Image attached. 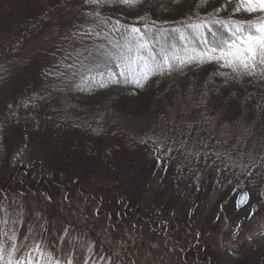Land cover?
<instances>
[{"label":"rangeland","instance_id":"obj_1","mask_svg":"<svg viewBox=\"0 0 264 264\" xmlns=\"http://www.w3.org/2000/svg\"><path fill=\"white\" fill-rule=\"evenodd\" d=\"M59 1L7 6L0 46L17 35L20 19ZM93 7L66 0L49 29L26 42L11 72L0 74V219L6 210L20 221L18 244L42 242L65 264H264L262 183L244 190L243 179L214 160L177 161L163 143L166 121L155 113L73 108L95 103L106 88L80 92L46 75L82 46L72 34L93 23ZM64 100L76 103L62 111ZM193 120L176 124L185 142ZM260 132L263 139L250 145L257 155ZM242 192L249 199L237 210Z\"/></svg>","mask_w":264,"mask_h":264},{"label":"trees","instance_id":"obj_2","mask_svg":"<svg viewBox=\"0 0 264 264\" xmlns=\"http://www.w3.org/2000/svg\"><path fill=\"white\" fill-rule=\"evenodd\" d=\"M15 1L0 0V15L7 12V6ZM65 1L60 0L49 8H43L38 16L30 15L19 20L17 35L0 46V74L11 72L26 42L49 29L52 16L61 12ZM158 4L157 0H144L140 7L132 11L119 7L101 12L113 22L118 19L121 24L141 28L147 19L154 34L157 29L164 30L163 37L156 35L154 38L157 47L172 43L180 45L181 41L172 30L183 27L197 15L209 16L224 4V0H206L202 6L200 0ZM219 17L241 21L256 18L243 13L234 14L231 6L221 10ZM213 28L222 31L219 26ZM73 38L78 40L75 36ZM208 38L211 39L210 34ZM92 42L84 41L86 44ZM224 71L227 70L211 63L192 66L164 76H155L143 89H136L131 84L110 86L93 104L81 106L64 100L60 110L69 109L71 105H74L73 108L88 109L94 105L104 107L109 104L117 112L130 115L153 112L163 122L166 121V140L163 143L176 150L175 160L198 165L214 160L219 167L225 166L227 174H232L234 179L242 178L243 189L251 191L260 187L261 183L264 185V149L257 155L250 148L252 139L256 138L254 142L263 139L260 131L264 129V80L247 76L226 80L219 74ZM189 119H194L189 123L192 127L187 128L191 138L185 142L179 133L181 128L176 124L188 123ZM229 156L232 160L228 159ZM232 161L246 164L247 168L238 167ZM248 171L253 175H247Z\"/></svg>","mask_w":264,"mask_h":264},{"label":"snow or ice","instance_id":"obj_3","mask_svg":"<svg viewBox=\"0 0 264 264\" xmlns=\"http://www.w3.org/2000/svg\"><path fill=\"white\" fill-rule=\"evenodd\" d=\"M93 10L86 29L73 33L82 47L66 51L54 72L65 86H74L80 92H92L110 86L133 85L143 89L155 76H164L205 63L215 64L227 71L219 73L225 79L252 77L264 80V0H224V4L207 17L197 15L183 27L174 28L180 45L154 44L156 35L163 37L164 30L152 27L145 19L143 28L115 22L98 11L115 5L129 11L140 7L144 0H85ZM178 3L179 0H174ZM206 0H200L202 6ZM229 5L232 12L255 15L251 20L220 18L219 13ZM154 26V25H153ZM219 26L222 31L214 30ZM211 36V39L208 36ZM85 40L93 41L91 44ZM96 41H99L98 43ZM74 53V54H73ZM159 144V142H158ZM229 160L232 158L229 156ZM236 164V161H232ZM247 168L246 164H236ZM247 175L252 176L251 171ZM247 193L241 195L246 202ZM0 219V264H65L42 242L27 247L18 244L19 220L10 218L6 210ZM27 239V238H25ZM66 264H73L69 259Z\"/></svg>","mask_w":264,"mask_h":264},{"label":"water","instance_id":"obj_4","mask_svg":"<svg viewBox=\"0 0 264 264\" xmlns=\"http://www.w3.org/2000/svg\"><path fill=\"white\" fill-rule=\"evenodd\" d=\"M244 193H247V192H242V193L237 197V199H236V201H235V208H236L237 210L242 209V208L247 204V202H248V199H249L248 193H247V197H246V202H245V201H241V199H240L241 195L244 194Z\"/></svg>","mask_w":264,"mask_h":264}]
</instances>
